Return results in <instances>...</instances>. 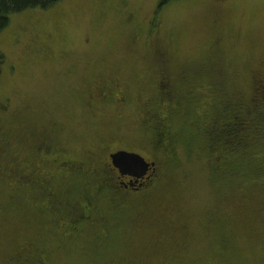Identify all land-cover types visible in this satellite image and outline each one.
<instances>
[{
    "label": "rangeland",
    "instance_id": "374dc122",
    "mask_svg": "<svg viewBox=\"0 0 264 264\" xmlns=\"http://www.w3.org/2000/svg\"><path fill=\"white\" fill-rule=\"evenodd\" d=\"M159 1L60 0L10 15L0 264H264V141L243 128L245 156L222 149L231 165L219 172L209 147L231 110L244 123L264 111V0ZM115 149L154 162L157 184L140 201L99 190L116 180Z\"/></svg>",
    "mask_w": 264,
    "mask_h": 264
},
{
    "label": "trees",
    "instance_id": "16d2710c",
    "mask_svg": "<svg viewBox=\"0 0 264 264\" xmlns=\"http://www.w3.org/2000/svg\"><path fill=\"white\" fill-rule=\"evenodd\" d=\"M60 0H0V32L2 30H4L10 22V15L12 13H16V12H22L26 9H50L52 8V6H55ZM166 1L168 0H160L157 5H159V7L161 6V8L164 6V4L166 3ZM155 5V4H154ZM3 58V56L0 53V59ZM198 60V61H197ZM189 61V62H196L198 63L200 61V59H197ZM202 66L201 63H199V68ZM185 68V66H184ZM207 86V85H206ZM207 88H209V86H207ZM215 96L217 95V93H214ZM214 98V96H213ZM236 111L231 110V112L229 113V118L227 121L221 122V123H215V125L213 126L214 129V133H213V138L211 139V142L209 144V147L211 149V151H214V156L211 158L213 160V167L215 171H223L224 168L226 167V165H231L230 164V158H227L225 156H223L221 154V150L226 148L228 151H234V153H240L241 155L245 156L244 154L247 152H245V146H246V142H242L240 143V136H242L240 133H243V128H247L248 131L247 133L253 135L254 139H256V142H259V139H262L264 141V111L262 112V114L259 117V122L254 123L251 120L249 122H245L244 117H240L239 113H237L236 115L233 114ZM233 117V118H232ZM238 118V120L236 121V119ZM242 118V119H241ZM233 120V122H235L237 125L236 126H231L230 122ZM245 125H247L245 127ZM228 128H234L235 131L230 130ZM217 130H219L218 135H217ZM229 131H232V133L236 134L235 138V142H233L234 140L232 139H228L230 138ZM245 131V132H246ZM154 132V131H153ZM220 134V135H219ZM240 134V135H239ZM162 138H164L163 136H161ZM242 138V137H241ZM160 139V143H158L157 145L160 146V144H163V140L161 138ZM168 142H169V146L170 147H161L163 150L167 151V149L169 150V155H173V146L172 144L174 143L172 139H169V137L167 138ZM262 141V142H263ZM186 144H188V142H185ZM46 151L45 152H41V154H46V152L49 150L48 147L45 145ZM242 148V149H240ZM40 155V154H38ZM36 155V156H38ZM49 154H47L46 156H48ZM213 155V153H212ZM210 155V156H212ZM245 159V158H244ZM28 165H34L35 167L39 166V163L37 161V157L32 158L29 162ZM151 168H155L154 165H150ZM247 169V167H245ZM242 172V169H241ZM245 172V171H244ZM243 172V173H244Z\"/></svg>",
    "mask_w": 264,
    "mask_h": 264
},
{
    "label": "flooded vegetation",
    "instance_id": "af4514ba",
    "mask_svg": "<svg viewBox=\"0 0 264 264\" xmlns=\"http://www.w3.org/2000/svg\"><path fill=\"white\" fill-rule=\"evenodd\" d=\"M45 151H46V148H45V145L43 144L41 146V149H39V152L43 153ZM116 151H118V149H115L108 154V165L110 166L111 170L114 171L116 180L114 183L102 182L100 184L99 190L100 191L102 190L104 193L108 194L109 197L111 196L112 202H130L132 200H135V201L139 200L140 201L141 200L140 198L151 193L150 192L151 189H153L154 188L153 186L157 184V181H156L157 177L155 175L157 173L156 168L153 169V168L149 167L147 172L141 177L134 176L130 172H126V171L121 172L119 170V168H117L113 164V161L111 158V154L115 153ZM60 165H62V164H60ZM30 166L31 165H29V167ZM27 168H28V165H27V167L24 168V170ZM37 168L38 167H35V169H37ZM61 168H62V166L60 167V169ZM10 169H12V168H10ZM63 170H65L66 176H76L79 174V170H77V171L71 170L68 167H64ZM108 171H110V170H108ZM154 175H155V177H153ZM22 177H25V179H24L25 182H30V181H32L33 174L32 173H29V174L26 173V174H23ZM97 178H100V177H97ZM142 199H144V198H142Z\"/></svg>",
    "mask_w": 264,
    "mask_h": 264
},
{
    "label": "water",
    "instance_id": "95a60500",
    "mask_svg": "<svg viewBox=\"0 0 264 264\" xmlns=\"http://www.w3.org/2000/svg\"><path fill=\"white\" fill-rule=\"evenodd\" d=\"M113 164L119 168V170L132 173L134 176H143L150 165L153 163H148L144 157L135 152H129L120 150L111 154Z\"/></svg>",
    "mask_w": 264,
    "mask_h": 264
}]
</instances>
